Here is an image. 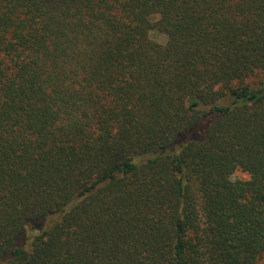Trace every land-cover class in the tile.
Returning <instances> with one entry per match:
<instances>
[{"label": "trees", "instance_id": "trees-1", "mask_svg": "<svg viewBox=\"0 0 264 264\" xmlns=\"http://www.w3.org/2000/svg\"><path fill=\"white\" fill-rule=\"evenodd\" d=\"M263 257L264 0H0V264Z\"/></svg>", "mask_w": 264, "mask_h": 264}, {"label": "rangeland", "instance_id": "rangeland-1", "mask_svg": "<svg viewBox=\"0 0 264 264\" xmlns=\"http://www.w3.org/2000/svg\"><path fill=\"white\" fill-rule=\"evenodd\" d=\"M150 37L154 42H156L158 44H162V45L165 44L166 40H167L165 35L157 32V31H152L150 34ZM233 179L234 180H237V179L246 180V179H248V176L245 173L238 171L234 174ZM261 264H264V257L261 260Z\"/></svg>", "mask_w": 264, "mask_h": 264}]
</instances>
